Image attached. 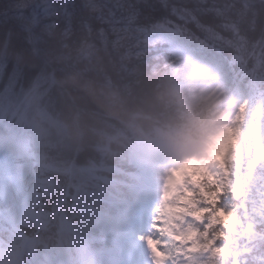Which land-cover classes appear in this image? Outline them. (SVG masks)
Instances as JSON below:
<instances>
[{
	"label": "trees",
	"instance_id": "1",
	"mask_svg": "<svg viewBox=\"0 0 264 264\" xmlns=\"http://www.w3.org/2000/svg\"><path fill=\"white\" fill-rule=\"evenodd\" d=\"M33 1L0 0V12H8L0 16V115L6 116L11 105L26 113L39 107L57 118L65 132L61 137L54 127L42 125L35 151L55 185L37 189L35 205L25 210L19 227L0 219V247H17L46 217L52 221L38 240L51 241L56 228L52 216L63 199L62 209L81 233L87 227L79 219L89 224L92 217L110 211L113 191L121 190L98 176L127 180L103 170L108 165L130 170L122 160L127 129L133 125L146 130L156 118H174L173 62L164 53L172 47L162 46L161 54L157 48H145V36L130 22L135 15L162 13L182 25L185 34H210L222 25L227 30L224 39L233 45L225 48L228 54L246 72L257 65L264 73L260 0H38L39 9L12 12ZM211 156L227 174L222 187L198 173L189 194L171 202L178 217L188 214L190 203L200 202L201 214L210 219L203 226L188 224L185 261L264 264V192L254 168L238 158L231 143L214 148ZM69 165L71 173L66 174ZM73 193L76 203H71ZM228 210L226 219L222 211ZM204 251L210 256L202 260Z\"/></svg>",
	"mask_w": 264,
	"mask_h": 264
},
{
	"label": "rangeland",
	"instance_id": "2",
	"mask_svg": "<svg viewBox=\"0 0 264 264\" xmlns=\"http://www.w3.org/2000/svg\"><path fill=\"white\" fill-rule=\"evenodd\" d=\"M41 7L42 6H37V9ZM212 61L217 62V60ZM195 67V65L191 67V70H193ZM239 92H241V90H239ZM226 97L227 95L224 98ZM220 100L223 101V98H220ZM237 105L238 104L230 109H224V106H222L221 108L216 110V113L223 114L224 111V118L221 121L222 129L224 130V133L228 134V136L234 141L237 151L243 154L245 147L244 138L241 131L242 119L241 116H238L240 107L237 108ZM48 116L44 115L43 113L35 115V117H37L38 119L42 117L43 120H50V123L56 127L58 132L62 133L64 131V127L59 124V122L48 118ZM19 121L20 129L22 128V125L33 122V119L28 122V119L20 117ZM23 122H25V124ZM31 125L34 127V129L37 126L36 123H33ZM263 149L264 144L257 143L254 147V152L256 154ZM20 155L27 157L26 165H24L22 169L23 174L13 175L12 178H7L0 184V218L6 219L12 226L20 222L19 215L23 212V210L27 206L34 204L36 194L35 190L40 185L45 186L44 189H46L51 184H53L48 181L46 177L39 175H42L40 169V160L36 156L32 157L28 148L27 154L24 150H22ZM261 156L262 155H258V157ZM154 160L155 159H150V157H147L144 160L139 159L136 161H131L134 162L135 166L138 169V172L135 174V176H137L139 179H146L147 181L144 182L146 184L149 183V185H147V190H145L146 194H143L144 199H146L147 201H150L152 199V196H156L158 192L166 191V189L173 184L175 175H178L180 173L182 174V170L180 168L174 169L171 172H165L161 170L159 166L156 169ZM33 167L37 168L36 170H38V174H35L32 171ZM225 216L228 218L229 214H226ZM143 222L147 227H149V231L151 230V236H149L148 234V229L141 235L143 236V244L138 248V252L143 254L142 264H146V259L150 258L149 253H147L146 251V244L149 243H151L153 246L152 254L156 256V259H153V263L157 262L159 264H176L173 258V253L170 249V245L166 244L167 235L165 232L166 220L164 213H160L158 212L157 208H154L150 215L146 216V220H143ZM135 224H137V222H135ZM135 244V241L130 242L128 245L124 244V246L122 247L123 251L115 253L114 256H112L109 260H111L113 264H121L127 262H129L130 264H140L137 261L136 256L133 255L132 248L133 246H135ZM107 252L109 253V251ZM102 254L105 255V250H102ZM104 258L106 259V257ZM109 260L106 259V264Z\"/></svg>",
	"mask_w": 264,
	"mask_h": 264
},
{
	"label": "water",
	"instance_id": "3",
	"mask_svg": "<svg viewBox=\"0 0 264 264\" xmlns=\"http://www.w3.org/2000/svg\"><path fill=\"white\" fill-rule=\"evenodd\" d=\"M260 1H263L264 2V0H260ZM30 6H25L24 8H21V9H15V10H13L12 12L13 13H16V12H20V11H23V10H26L27 8H29ZM8 12L7 11H3V12H0V15H5V14H7Z\"/></svg>",
	"mask_w": 264,
	"mask_h": 264
},
{
	"label": "bare ground",
	"instance_id": "4",
	"mask_svg": "<svg viewBox=\"0 0 264 264\" xmlns=\"http://www.w3.org/2000/svg\"><path fill=\"white\" fill-rule=\"evenodd\" d=\"M223 27H224V26H222V25H221L220 27H216V31H219V30L222 29ZM203 35L206 36V35H208V34H207V33H203ZM210 61H211V60H210ZM209 63H212V62H209Z\"/></svg>",
	"mask_w": 264,
	"mask_h": 264
}]
</instances>
